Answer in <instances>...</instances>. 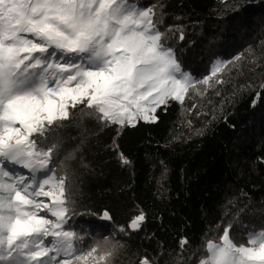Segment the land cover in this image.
<instances>
[{"label":"trees","instance_id":"16d2710c","mask_svg":"<svg viewBox=\"0 0 264 264\" xmlns=\"http://www.w3.org/2000/svg\"><path fill=\"white\" fill-rule=\"evenodd\" d=\"M135 3L154 8L164 43L194 80L224 62L218 81L197 83L183 103L160 106L156 122L134 127L78 105L44 147L55 145L52 173L66 181L65 230L78 253L97 248L95 264H193L229 225L237 244L264 229V0ZM141 213L142 227L130 230Z\"/></svg>","mask_w":264,"mask_h":264},{"label":"snow or ice","instance_id":"6c2138e0","mask_svg":"<svg viewBox=\"0 0 264 264\" xmlns=\"http://www.w3.org/2000/svg\"><path fill=\"white\" fill-rule=\"evenodd\" d=\"M158 23L154 8L135 0H0V264H79L98 252L78 253L75 231L65 230L66 181L51 175L55 145L44 147L71 109L134 127L156 122L160 106L183 103L197 83H209L182 69ZM144 221L141 213L128 228ZM232 231L207 240L193 264H264V229L244 233L241 244Z\"/></svg>","mask_w":264,"mask_h":264},{"label":"rangeland","instance_id":"374dc122","mask_svg":"<svg viewBox=\"0 0 264 264\" xmlns=\"http://www.w3.org/2000/svg\"><path fill=\"white\" fill-rule=\"evenodd\" d=\"M225 65H226V64H225L224 62H222L221 60H215L214 63L212 64L211 72H210L209 77H205L204 79H208V80H209V83H212V82H216V81H218V79H219V75H220V73H221V71H222V69L224 68ZM217 67H219V71L216 72L215 74H213V71H214ZM185 72H187V71H185ZM187 73H189V72H187ZM189 74L194 78V76H193L191 73H189ZM204 79H203V80H204ZM16 171H17V172H20V173H25V174L27 173V170H26V169H22V168H20L19 166L16 167ZM51 175L54 176L53 173H51ZM54 177H55V176H54ZM46 190H47V186H46ZM40 199H41V200H44L46 203H51V201H50L49 199H47V198L40 197ZM41 214H43V213H41ZM48 218H50V219H54V218H52V217L50 216V214H49ZM258 231H259V230H258ZM252 232H253V231H252ZM96 261H97V258H96V257H92V258H89L87 262L82 261L81 264H95Z\"/></svg>","mask_w":264,"mask_h":264}]
</instances>
